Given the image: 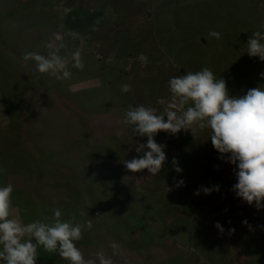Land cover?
Segmentation results:
<instances>
[{
  "label": "rangeland",
  "instance_id": "374dc122",
  "mask_svg": "<svg viewBox=\"0 0 264 264\" xmlns=\"http://www.w3.org/2000/svg\"><path fill=\"white\" fill-rule=\"evenodd\" d=\"M74 10L96 12V18L73 31L78 36H73L72 52L81 50L85 66L80 70L84 73L77 74L66 89L77 93L104 83L112 93L113 108L118 109L112 111L120 130L110 132L101 145L86 147L82 153L81 146L88 145V123L76 126L75 160L64 165L65 158L55 160V156L44 154L49 164L39 171L37 180L18 177L16 185L10 183L14 189L10 218L24 224L35 220L50 224L52 210L60 208L65 221L91 219L93 228L84 231L76 246L86 259L103 251L113 264H264V209L236 197L231 190L237 182L235 166L218 158L207 131L195 137L183 130L175 135L158 132L154 139L166 145V162L156 176L147 169L131 173L123 163L142 156L135 148L137 142L147 141V137L134 136L133 126L123 123L125 112L129 106L141 104L163 111L164 106L156 101L169 97L171 77L207 67L226 81L230 95L264 87L259 75L264 61L246 53L251 34L264 31L260 28L264 0H0L4 19L23 16L12 20L14 28L25 27L27 33L37 29L26 38L20 33L0 40V67L4 74L8 72L4 81L11 93L21 96V112L31 110L34 99L29 102L28 98L37 91L50 101L55 98L52 89L40 85L44 78L39 80L35 61L24 62L23 55L39 53L57 36L68 35L62 21ZM42 21L50 26L38 29ZM1 24L6 22L0 19ZM210 31L219 32L221 38L209 37ZM2 42L9 45L8 51L1 47ZM13 42L16 45L11 47ZM141 54L147 57L146 64ZM63 58L67 64L70 55ZM123 84H130V91L123 92ZM1 105L0 100V124L5 126L8 118ZM68 110L78 120L107 112L104 105H74ZM96 116L104 119L94 118L105 127L109 124L100 114ZM48 129L55 133L58 127L51 124ZM23 130L24 121L16 119L12 134L24 144ZM71 131L72 126L60 128L62 138ZM31 158L29 165L34 167L33 154ZM173 158L182 169L180 173L173 170ZM4 159L5 166L0 158V187L9 184V173L15 172ZM35 160L39 163L40 158ZM100 162H109L116 171L106 163L94 166ZM180 180L184 184L175 187ZM213 185H219V191L194 195L201 186ZM82 211L86 213L83 217ZM244 220L251 229L242 223ZM217 222L224 229L222 233L215 227ZM113 244L118 247L114 249ZM37 253L36 264H69L58 253L46 252L40 246Z\"/></svg>",
  "mask_w": 264,
  "mask_h": 264
},
{
  "label": "clouds",
  "instance_id": "9594fccd",
  "mask_svg": "<svg viewBox=\"0 0 264 264\" xmlns=\"http://www.w3.org/2000/svg\"><path fill=\"white\" fill-rule=\"evenodd\" d=\"M260 28L264 29V24ZM208 35L221 38L217 31H210ZM56 40L61 42L48 44L47 47L54 50L47 55L28 52L22 59L24 62L35 61L40 73H51L58 80L68 79L72 74L64 58L58 54L65 45L61 37L57 36ZM246 53L264 61V31L251 34L246 42ZM71 57L72 66L83 69L81 50L72 52ZM140 58L147 63L146 56L141 54ZM259 75L264 79V71ZM167 87L169 97H160L156 101L164 106L163 111L141 104L129 106L125 112L123 123L133 126L134 136L147 137L146 143L137 142L135 148L142 156L123 162L126 169L131 173L147 169L153 176L161 171L166 162V145L155 141L158 132L175 135L183 130L195 137L207 131L213 148L220 154L218 158L235 166L233 172L237 182L231 190L236 197L248 205L254 204L258 210L264 209V87L248 89L244 95H230L226 81L207 67L171 77ZM130 89V84L121 85L123 92ZM171 163L175 172L182 171L176 158ZM183 184L184 181L180 180L175 187ZM13 190L10 183L0 187V264H36L38 246L46 252L58 253L69 264H97V261L98 264H113L111 257L103 251L95 253L94 258L86 259L76 246L75 242L83 238L84 231L93 228L91 219L83 223H74V218L65 221L60 208L52 210L50 224L41 220L24 224L19 219L10 218ZM170 190L167 188V191ZM213 191H219V185L201 186L194 195L201 192L207 195ZM80 215L83 217L86 213L82 211ZM242 223L251 229L247 220ZM215 227L221 233L224 231L218 222ZM112 247L115 249L118 246L113 244Z\"/></svg>",
  "mask_w": 264,
  "mask_h": 264
},
{
  "label": "trees",
  "instance_id": "16d2710c",
  "mask_svg": "<svg viewBox=\"0 0 264 264\" xmlns=\"http://www.w3.org/2000/svg\"><path fill=\"white\" fill-rule=\"evenodd\" d=\"M20 16L21 18L23 17L22 15H12L10 18L4 19L3 16H0L1 21L6 22L4 26L2 24V26H0V30L2 29V33H0L2 36V38H0L1 41L7 34L18 36L20 35V33H24L21 34V36L26 38V36L31 32L37 30L33 29L29 33H27L29 29H25V27L14 28V23L12 20L17 19ZM94 18H96V12L81 10L71 11L63 17V26L64 28H68L67 31H69V34L61 37L65 47L61 48L58 54L62 58L64 56L70 55V60L67 63V67L72 75L68 79L58 80L52 74L48 75L47 73H41V77L39 78V80L44 78V82H46L45 86L43 85L44 82L40 83L43 88L52 89L55 92L56 95H53L55 97L53 101L48 100V98H45L42 93L37 91L36 93L32 94L33 98H28L29 102L34 99L32 104L33 107L31 108V110H23V112H21V109L19 108V100L21 96L16 95L14 92L11 93L12 90H8L7 86L9 84L5 83L4 81L8 80V78H6L8 77L6 75V73L8 72L5 71L4 74V70L0 67V98L4 112L8 118V124L5 126H0V158L2 159L4 166V158H6L7 167L13 168L15 170V172L9 173L12 176L7 179V182H15L14 185H16L18 177H26L28 180H37V174H39V171L44 166H48L49 164V162H47L49 161V159H47L44 154L52 157L55 156V160L62 157L65 158L64 165H66L68 161L75 160V155L78 152L76 151L78 149V143L75 141L76 134L74 132V128H76V126H84L85 123H88L86 125L85 133L89 146H81L82 148H84L83 150H81L82 153L87 150L85 149L86 147H91L92 145L97 144L101 145L105 138L109 134H111L110 132L115 133L120 130V126L114 122V113L112 111H117L118 109L113 108V106L115 105H113L112 93L104 83H101V86L97 88H93L91 90H82L77 93L70 92L66 89V86L69 83L75 81L74 79L77 74L84 73V70L80 71L81 69L72 66L73 62L71 53L73 48H75L76 42L73 34L74 32H78L83 27L82 25L84 21L91 22ZM38 25V29L47 28L50 26V24L45 21L40 22ZM60 42L61 41L55 40L52 44L56 45ZM15 45L16 42H13L11 44V47H14ZM2 46L3 48L6 47V50L8 51L9 45H7L5 42H2L1 47ZM11 47L10 51H13L11 50ZM52 50L54 49H49L48 47L42 46L39 54L47 55L48 52ZM86 63H88V61H86ZM83 64L85 66V61H83ZM110 70H114V68L111 67ZM107 75L111 76V74L109 73ZM74 105L79 107L82 106V108H87V105L99 107L100 105H104L107 109V112H105L104 114L95 112L94 116L92 117H81L78 120V118L73 117V113L68 110L69 106ZM25 108L29 107L25 106ZM97 114L103 116L106 119L107 123H109L106 127L104 123L99 122V119H94H103L99 116H96ZM92 118L94 120L89 123L91 121L90 119ZM16 119L24 121V144L22 143L21 139L18 138V136H14L12 134V131L16 126ZM51 124L58 127V129H56L57 132H49L48 127ZM63 126H72L73 131H71L68 137L62 138L60 128H63ZM3 132L5 135L3 134ZM11 153L13 154L12 156ZM30 153L33 154L34 163L37 164L34 167H31L29 165L32 162ZM36 158H40L39 163L35 160ZM16 163H19V165H17ZM101 163L108 164L109 166H111L112 170L116 171L115 168H113V165L109 162H100L98 163V165L94 166L99 167ZM35 171L37 173H34ZM22 195H20V197H22ZM24 204L26 203L24 202Z\"/></svg>",
  "mask_w": 264,
  "mask_h": 264
},
{
  "label": "crops",
  "instance_id": "0c3cea01",
  "mask_svg": "<svg viewBox=\"0 0 264 264\" xmlns=\"http://www.w3.org/2000/svg\"><path fill=\"white\" fill-rule=\"evenodd\" d=\"M0 100H1V99H0ZM1 106H2V105H1ZM2 110H3V112H4V109H3V107H2ZM0 126H3V125H1V124H0Z\"/></svg>",
  "mask_w": 264,
  "mask_h": 264
}]
</instances>
